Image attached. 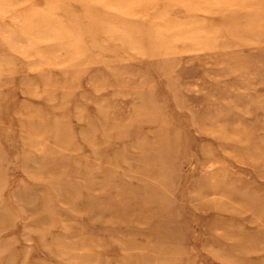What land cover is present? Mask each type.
Masks as SVG:
<instances>
[{
	"label": "rangeland",
	"instance_id": "obj_1",
	"mask_svg": "<svg viewBox=\"0 0 264 264\" xmlns=\"http://www.w3.org/2000/svg\"><path fill=\"white\" fill-rule=\"evenodd\" d=\"M0 264H264V0H0Z\"/></svg>",
	"mask_w": 264,
	"mask_h": 264
}]
</instances>
